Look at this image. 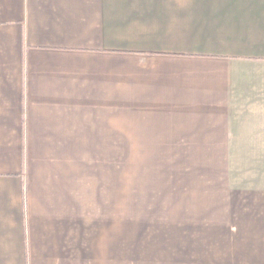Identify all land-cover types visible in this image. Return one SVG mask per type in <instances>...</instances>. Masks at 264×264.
Masks as SVG:
<instances>
[{
    "label": "crops",
    "instance_id": "0c3cea01",
    "mask_svg": "<svg viewBox=\"0 0 264 264\" xmlns=\"http://www.w3.org/2000/svg\"><path fill=\"white\" fill-rule=\"evenodd\" d=\"M0 264H264V0H0Z\"/></svg>",
    "mask_w": 264,
    "mask_h": 264
},
{
    "label": "rangeland",
    "instance_id": "374dc122",
    "mask_svg": "<svg viewBox=\"0 0 264 264\" xmlns=\"http://www.w3.org/2000/svg\"><path fill=\"white\" fill-rule=\"evenodd\" d=\"M120 143V140H115L116 144ZM119 150V148L115 147V151ZM120 151V150H119ZM123 159L124 156L121 154H114V193L115 195L122 194V187H123Z\"/></svg>",
    "mask_w": 264,
    "mask_h": 264
}]
</instances>
